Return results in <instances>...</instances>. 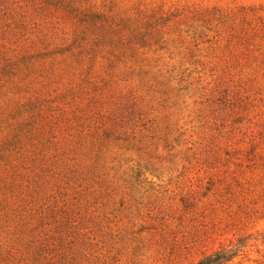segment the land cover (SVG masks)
Segmentation results:
<instances>
[{
  "label": "rangeland",
  "instance_id": "374dc122",
  "mask_svg": "<svg viewBox=\"0 0 264 264\" xmlns=\"http://www.w3.org/2000/svg\"><path fill=\"white\" fill-rule=\"evenodd\" d=\"M70 7L0 0V264H264V0Z\"/></svg>",
  "mask_w": 264,
  "mask_h": 264
},
{
  "label": "trees",
  "instance_id": "16d2710c",
  "mask_svg": "<svg viewBox=\"0 0 264 264\" xmlns=\"http://www.w3.org/2000/svg\"><path fill=\"white\" fill-rule=\"evenodd\" d=\"M41 2L58 5L63 9L72 10L69 3L64 4V0H40ZM245 243L242 239H237L236 242L221 246L210 253L202 255L193 264H227L236 258L242 251Z\"/></svg>",
  "mask_w": 264,
  "mask_h": 264
}]
</instances>
